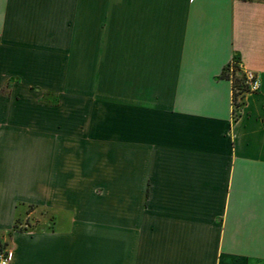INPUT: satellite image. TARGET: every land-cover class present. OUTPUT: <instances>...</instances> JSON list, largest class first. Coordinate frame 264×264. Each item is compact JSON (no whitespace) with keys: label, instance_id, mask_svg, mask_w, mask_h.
I'll return each instance as SVG.
<instances>
[{"label":"crops","instance_id":"crops-1","mask_svg":"<svg viewBox=\"0 0 264 264\" xmlns=\"http://www.w3.org/2000/svg\"><path fill=\"white\" fill-rule=\"evenodd\" d=\"M238 60L260 90L233 109ZM10 264H264V0H0Z\"/></svg>","mask_w":264,"mask_h":264},{"label":"built area","instance_id":"built-area-1","mask_svg":"<svg viewBox=\"0 0 264 264\" xmlns=\"http://www.w3.org/2000/svg\"><path fill=\"white\" fill-rule=\"evenodd\" d=\"M236 71L242 74L243 85L246 88L244 94L258 92L260 90L261 84L258 75L254 71L243 70L241 64L236 59L233 60L228 65L226 70V73L229 79L233 82V84H234ZM235 93H236V89H233V109H234V114L237 115L240 112L239 109L241 108L242 95L236 98ZM12 258H13V251L9 247L7 246L0 247V264H10Z\"/></svg>","mask_w":264,"mask_h":264},{"label":"trees","instance_id":"trees-1","mask_svg":"<svg viewBox=\"0 0 264 264\" xmlns=\"http://www.w3.org/2000/svg\"><path fill=\"white\" fill-rule=\"evenodd\" d=\"M239 70H240V68H239ZM226 75H227V73H226ZM227 77H228V75H227ZM233 89H236V93H235L236 98L240 95H244V91L246 89L245 86L243 85L242 74L240 72H237V71L235 72Z\"/></svg>","mask_w":264,"mask_h":264}]
</instances>
